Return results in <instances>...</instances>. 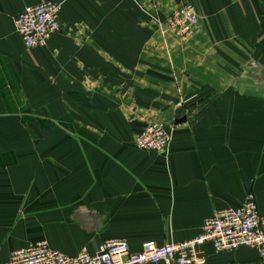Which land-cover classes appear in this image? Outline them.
Here are the masks:
<instances>
[{
  "label": "crops",
  "instance_id": "0c3cea01",
  "mask_svg": "<svg viewBox=\"0 0 264 264\" xmlns=\"http://www.w3.org/2000/svg\"><path fill=\"white\" fill-rule=\"evenodd\" d=\"M42 1L0 0V262L38 240L180 242L249 193L264 213V0H58L62 30L29 48L15 18ZM182 3L190 40L162 28ZM153 118L173 125L166 152L135 144Z\"/></svg>",
  "mask_w": 264,
  "mask_h": 264
},
{
  "label": "built area",
  "instance_id": "2783aa9c",
  "mask_svg": "<svg viewBox=\"0 0 264 264\" xmlns=\"http://www.w3.org/2000/svg\"><path fill=\"white\" fill-rule=\"evenodd\" d=\"M61 9V1L48 0L27 5L16 16V31L27 47H42L62 30ZM199 21L195 6L182 3L162 21V28L190 39L196 34ZM170 142L171 132L158 121L147 124L135 138L138 148L157 152H166ZM207 243L218 253L242 246L254 248L264 260V213L259 210L253 193L248 194L242 206L216 211L204 220L198 235L180 242L158 244L147 240L139 251H132L127 239L110 238L101 242L95 253L84 249L70 255L52 248L45 240H38L12 251L9 260L0 264H204L203 246Z\"/></svg>",
  "mask_w": 264,
  "mask_h": 264
},
{
  "label": "rangeland",
  "instance_id": "374dc122",
  "mask_svg": "<svg viewBox=\"0 0 264 264\" xmlns=\"http://www.w3.org/2000/svg\"><path fill=\"white\" fill-rule=\"evenodd\" d=\"M164 32H170V33H172V34H174L175 36H177L178 38H180V39H182V40H190V39H183V38H181L180 36H178L177 34H176V32H174V31H172V30H167V29H164ZM155 121H158V122H162V123H164L165 125H166V127L168 128V130L171 132V141H172V139H173V134H174V130H173V125L172 124H170V125H168V124H166L163 120H161V119H159V118H153L152 120H150L147 124H149V123H152V122H155ZM145 128V127H144ZM137 136V135H136ZM136 138V137H135ZM171 143V142H170Z\"/></svg>",
  "mask_w": 264,
  "mask_h": 264
},
{
  "label": "water",
  "instance_id": "95a60500",
  "mask_svg": "<svg viewBox=\"0 0 264 264\" xmlns=\"http://www.w3.org/2000/svg\"><path fill=\"white\" fill-rule=\"evenodd\" d=\"M186 120V116L182 117V118H179L177 119V122H184Z\"/></svg>",
  "mask_w": 264,
  "mask_h": 264
}]
</instances>
